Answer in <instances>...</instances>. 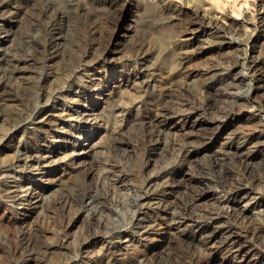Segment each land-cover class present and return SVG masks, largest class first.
I'll list each match as a JSON object with an SVG mask.
<instances>
[{
	"label": "rangeland",
	"instance_id": "374dc122",
	"mask_svg": "<svg viewBox=\"0 0 264 264\" xmlns=\"http://www.w3.org/2000/svg\"><path fill=\"white\" fill-rule=\"evenodd\" d=\"M3 53L0 264H264V0H0Z\"/></svg>",
	"mask_w": 264,
	"mask_h": 264
},
{
	"label": "bare ground",
	"instance_id": "6f19581e",
	"mask_svg": "<svg viewBox=\"0 0 264 264\" xmlns=\"http://www.w3.org/2000/svg\"><path fill=\"white\" fill-rule=\"evenodd\" d=\"M208 16V15H207ZM204 17V16H203ZM210 20V21H209ZM213 21H212V19H208V24H210V23H212ZM10 57H8L7 55H6V53H3L2 54V56L0 57V60L2 61L1 63L2 64H5L6 65V69H8V67H9V62H10V59H9ZM13 67V66H12ZM253 70V69H252ZM2 71V70H1ZM6 72H7V70H5L4 71V75L6 76ZM3 81V80H2ZM5 81V80H4ZM251 83V82H250ZM3 84H5V83H3ZM0 86H1V83H0ZM3 91V90H2ZM237 150V149H236ZM239 152V151H238ZM236 153V152H235ZM239 160V159H238ZM245 160V159H244ZM246 164H248V163H246ZM251 170V169H250ZM253 172V171H252ZM225 178V177H224ZM226 181V180H225ZM226 184V183H225ZM235 193V192H234ZM251 198V197H250ZM256 202H258V201H256ZM249 205V204H248ZM237 209V208H236ZM234 212V211H233ZM242 212V211H241ZM236 213H238V212H236ZM263 213V212H262ZM232 214V213H231ZM218 216V215H217ZM213 234V233H212ZM229 237V236H228ZM234 241V240H233ZM232 242V241H231ZM237 243V242H236ZM237 250V249H236Z\"/></svg>",
	"mask_w": 264,
	"mask_h": 264
}]
</instances>
